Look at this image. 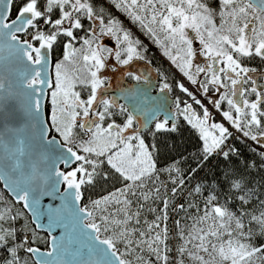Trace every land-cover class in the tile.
<instances>
[{
    "label": "snow or ice",
    "instance_id": "6c2138e0",
    "mask_svg": "<svg viewBox=\"0 0 264 264\" xmlns=\"http://www.w3.org/2000/svg\"><path fill=\"white\" fill-rule=\"evenodd\" d=\"M106 3L175 71L99 0H0V264H264V184L234 162L252 141L264 171V67L247 63L264 65V0ZM109 72L132 83L112 95ZM181 122L199 145L170 158ZM42 197L60 200L47 226Z\"/></svg>",
    "mask_w": 264,
    "mask_h": 264
},
{
    "label": "trees",
    "instance_id": "16d2710c",
    "mask_svg": "<svg viewBox=\"0 0 264 264\" xmlns=\"http://www.w3.org/2000/svg\"><path fill=\"white\" fill-rule=\"evenodd\" d=\"M99 3L103 4L106 8V5L102 0H99ZM110 5H107L108 8H106L107 11H111L112 12V9H111V6L109 7ZM113 14V12H112ZM129 24V22H128ZM131 26L132 29H135V27L131 24H129ZM126 27H128L126 24H125ZM145 41H147L148 45V48H149V52H148V56H149V59L152 60V67L153 68H156V67H159L161 68L162 70L164 71H175L174 69H171V65L169 64V62L167 61V59L165 57H163V55L161 54V52L155 47L154 48V45L151 44V42L144 36H142ZM144 41V43L146 44V42ZM161 57H160V55ZM60 54L59 53H56L54 54L53 56V63L55 62V60L58 58ZM249 64V66H252V67H257L258 69L261 68V67H264V65L261 64V62L259 61V59H255V60H252V61H248L247 62ZM215 119L217 120L218 118L215 117ZM182 124V127L179 131V133H173V134H170V139L168 141L169 144H172V145H175V150L173 152H171L170 154V158L172 157H175V158H179V153L183 152L185 154H190V153H194L199 145V141H198V138L195 136V133L190 130L186 125H183V122H181ZM236 147L237 149L239 150V152L241 153V157L239 160H235L234 158V162L236 165H239L240 163V160H243L245 162H252V161H255L257 163V168H254V169H251L250 170V175H249V179L252 180L254 182V184L259 188L260 185L264 184V171H261L259 169V164H260V159H259V156L256 154V153H253L251 151V147H253L251 144H250V141H247V143H236ZM162 163H163V159H162ZM217 161L216 160H213L212 161V164H216ZM221 166H223V162H221ZM209 167H211V165H209ZM201 175H204V173H201ZM4 195H7V193H4ZM86 195H91L93 198H95V196L97 195V193H87ZM19 207V206H17ZM26 216L27 213H25ZM151 219V217H149ZM29 225L30 227H33V225L31 224L30 222V219H29ZM20 225L18 224L17 227H19ZM30 234V233H29ZM39 235L41 237H44L45 240L47 239V236L42 233V232H39ZM35 246H38L39 248L41 249H47V244L44 243V241H40L37 245Z\"/></svg>",
    "mask_w": 264,
    "mask_h": 264
},
{
    "label": "water",
    "instance_id": "95a60500",
    "mask_svg": "<svg viewBox=\"0 0 264 264\" xmlns=\"http://www.w3.org/2000/svg\"><path fill=\"white\" fill-rule=\"evenodd\" d=\"M3 55H5V54L4 53H0V57H2ZM5 63L6 62L4 60L0 59V76L7 74L6 69H5ZM137 65L141 69L144 68V63L143 62H137ZM8 69L11 72L10 79H12L13 81L18 80L19 79V73L22 71V66L13 63V64L8 65ZM108 74L113 77V81L112 82H113L114 91H112L110 93L112 95L116 94L115 89H116L117 83H120L123 86H126L127 84H131L132 83L131 81H120L119 77L117 76V74H114V73H111V72H109ZM253 75L256 76V74H253ZM256 78H259V77L257 76ZM155 79H156L155 74H153V80H155ZM142 87L147 90V86H142ZM45 91H47L46 86H45ZM152 95H155V93L152 92ZM45 101H44V103H45ZM121 102H123V101H121ZM15 126L16 127H22L23 130L20 133V135H22L24 137H31L33 135V133H34V129L31 127L30 118L27 117L26 115H24L23 113H21V119H20L19 123L17 125H15ZM0 151H2V150H0ZM45 163H47V162H45ZM41 166L43 167L44 165H41ZM59 204H60V200L59 199H55L54 200L52 197H42L41 198V202H40V211H41V213H44V214L40 217L38 222L41 223V224H44L45 226H47V224H48V216H47L46 213H47L48 207L50 205L52 207H57ZM27 215H28V217L30 219V222H31V214L27 213ZM32 225L34 227V224H32ZM38 232L44 233L47 236V238H48V233L45 230L40 229V230H38ZM63 232H64L63 228H54L52 230V234L55 235L57 237V239L60 238V236H61V234ZM75 246H76L75 244L71 245V247H73V248ZM41 250L42 251H47L48 247H47V249H41Z\"/></svg>",
    "mask_w": 264,
    "mask_h": 264
},
{
    "label": "rangeland",
    "instance_id": "374dc122",
    "mask_svg": "<svg viewBox=\"0 0 264 264\" xmlns=\"http://www.w3.org/2000/svg\"><path fill=\"white\" fill-rule=\"evenodd\" d=\"M105 4H107L106 3V0H102ZM107 5H110V4H107ZM107 5H106V8H108L107 7ZM111 6V5H110ZM109 6V7H110ZM111 9H112V12H113V15H115V16H117V17H119L120 19H122V20H124V17L119 13V12H117L114 8H112V6H111ZM124 22H125V24L128 26V27H130L131 28V26L128 24V21L127 20H124ZM133 28V27H132ZM133 31L134 32H136V34L137 35H140V33L139 32H137L136 31V29H133ZM140 38L141 39H143V37H142V35H140ZM144 41H145V39H144ZM146 42V44L148 45V43H147V41H145ZM148 46H150V45H148ZM154 48H155V46H154ZM159 54V53H158ZM160 55V54H159ZM160 57H161V55H160ZM45 105H47V100L45 101ZM46 111H47V109H46ZM217 117V116H216ZM217 120H219V116H218V119Z\"/></svg>",
    "mask_w": 264,
    "mask_h": 264
},
{
    "label": "flooded vegetation",
    "instance_id": "af4514ba",
    "mask_svg": "<svg viewBox=\"0 0 264 264\" xmlns=\"http://www.w3.org/2000/svg\"><path fill=\"white\" fill-rule=\"evenodd\" d=\"M257 80H258V83H260V82H261L260 78H257Z\"/></svg>",
    "mask_w": 264,
    "mask_h": 264
},
{
    "label": "built area",
    "instance_id": "2783aa9c",
    "mask_svg": "<svg viewBox=\"0 0 264 264\" xmlns=\"http://www.w3.org/2000/svg\"><path fill=\"white\" fill-rule=\"evenodd\" d=\"M253 146L255 147V145L253 144Z\"/></svg>",
    "mask_w": 264,
    "mask_h": 264
}]
</instances>
